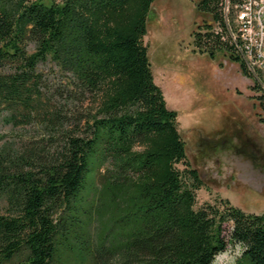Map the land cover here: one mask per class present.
<instances>
[{"label":"trees","instance_id":"obj_1","mask_svg":"<svg viewBox=\"0 0 264 264\" xmlns=\"http://www.w3.org/2000/svg\"><path fill=\"white\" fill-rule=\"evenodd\" d=\"M155 1L0 0V113L44 129L0 154V264H212L228 246L227 223L229 241L243 247L238 264H264V212L227 202L223 212L194 211L175 167L198 182L142 42ZM222 2L195 7L222 23ZM202 30L194 48L210 59L227 53L249 78L228 42L209 24ZM47 60L67 75L71 103L90 105L72 122L42 93L37 67ZM256 100L264 113V93Z\"/></svg>","mask_w":264,"mask_h":264},{"label":"rangeland","instance_id":"obj_2","mask_svg":"<svg viewBox=\"0 0 264 264\" xmlns=\"http://www.w3.org/2000/svg\"><path fill=\"white\" fill-rule=\"evenodd\" d=\"M41 1L49 5L54 0ZM196 2L156 0L142 40L154 84L161 90L167 108L177 114L188 170L197 173L198 182L190 179L183 164L175 167L193 190L194 211H209L211 207L223 212L227 202L245 214L260 215L264 212V113L256 100L259 91L250 77L241 75L239 64L232 62L227 53L218 52L210 59L194 48L193 34L212 21L209 15L196 10ZM33 51L29 46L28 52ZM37 72L43 80L42 93L70 118L68 123L75 112L89 108L87 103L83 107L78 101L71 103L68 77L51 60L39 64ZM76 128L66 124L63 130ZM43 133L37 120L13 121L10 111L3 109L0 154H13ZM57 138L54 145L60 150L62 141ZM150 149L138 146L134 151ZM47 151L54 154L55 147ZM223 230L228 246L212 264H238L243 247L229 241L230 223L223 225Z\"/></svg>","mask_w":264,"mask_h":264},{"label":"built area","instance_id":"obj_3","mask_svg":"<svg viewBox=\"0 0 264 264\" xmlns=\"http://www.w3.org/2000/svg\"><path fill=\"white\" fill-rule=\"evenodd\" d=\"M222 23L211 29L228 42L257 90L264 93V0H223Z\"/></svg>","mask_w":264,"mask_h":264}]
</instances>
